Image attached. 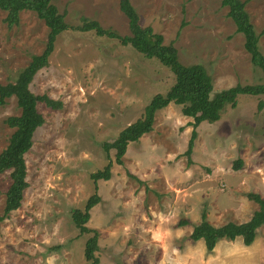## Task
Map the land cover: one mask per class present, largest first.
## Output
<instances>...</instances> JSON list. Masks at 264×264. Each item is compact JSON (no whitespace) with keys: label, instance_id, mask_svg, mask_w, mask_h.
<instances>
[{"label":"rangeland","instance_id":"obj_1","mask_svg":"<svg viewBox=\"0 0 264 264\" xmlns=\"http://www.w3.org/2000/svg\"><path fill=\"white\" fill-rule=\"evenodd\" d=\"M247 1V0H242ZM70 29L60 35L49 65L30 88L63 104L54 110L38 103L45 123L26 155L28 188L21 207L0 224V264H92L85 258L92 234L82 235L72 213L84 210L96 193L91 175L107 164L105 143L145 114L157 94H166L175 76L157 59H148L121 39L79 31L96 21L120 38L132 37L121 0H52ZM141 24L174 44L182 64L202 65L214 94L237 85H264V73L251 62L245 39L222 0H131ZM246 9L262 34L264 0ZM0 11V83H14L33 56L46 49L49 29L31 11L8 27ZM264 96L240 95L220 121L204 122L191 156L185 155L192 118L173 104L156 115L154 129L128 146L112 179L99 181L100 204L91 210L88 228L99 231V264H243L242 239L219 242L211 257L203 240L190 239L206 212L213 225L243 223L258 209L249 194L264 198ZM16 98L0 106V153L15 132L7 124L19 116ZM239 160L240 170H235ZM132 175L133 177H131ZM143 183H140L139 180ZM11 172L0 174V218L4 215ZM188 221L180 227L179 223ZM240 242L242 247L236 245ZM250 250L264 264V226ZM231 248L233 250H231ZM241 249V251L239 250ZM240 253V254H241ZM239 257V258H240Z\"/></svg>","mask_w":264,"mask_h":264},{"label":"trees","instance_id":"obj_2","mask_svg":"<svg viewBox=\"0 0 264 264\" xmlns=\"http://www.w3.org/2000/svg\"><path fill=\"white\" fill-rule=\"evenodd\" d=\"M242 0H222V6L229 9V18L234 22L237 32L245 39V49L251 56L252 64L264 73V54L260 48L262 34L256 31L251 17L246 9L248 2ZM120 9L129 20L132 37L120 38L112 31L104 29L96 21H84V25L77 27L79 31H94L99 37L121 39L124 46H131L136 52L148 59H157L175 76V83L166 94H157L145 109L144 116L137 122L125 128L119 137L112 143H105L103 148L107 154L108 164L103 170L91 175L95 183L96 193L91 196L84 210H74L72 219L82 235L92 234L86 243L85 258L92 264H99L96 253L99 251V231L87 227L91 219V210L100 204L98 182L112 179L114 162L110 156L116 151L115 163L122 166L127 154L128 146L136 143L154 129L156 115L159 111L172 104L182 106V114L193 119L191 138L185 155L191 163L195 143L198 138V128L204 122L216 123L220 121L227 106L236 108L240 95L264 96V85H237L214 94V85L207 70L200 64L186 66L181 63L179 52L174 44H166L164 37L156 34L150 28L141 24V18L135 10L131 0H121ZM0 11L6 12L5 22L8 27L20 24V16L24 11L35 13L45 22L49 29L46 49L41 55L33 56L29 65L20 73L14 83L3 85L0 83V106H5L9 99L16 98L21 114L9 117L6 124L14 129L8 147L0 153V174L11 172L12 183L6 194L4 215L0 224L11 213L17 211L23 202L24 192L28 188L26 155L34 145L36 131L45 123L44 117L38 111V103H45L48 107L59 110L63 104L48 96H37L30 88L36 74L47 67L50 57L55 51V45L60 35L70 29L64 14L52 0H0ZM264 102L259 108L263 109ZM243 161L239 160L235 170H240ZM133 177L132 175H130ZM134 178V177H133ZM137 180H139L137 178ZM140 183H143L139 180ZM259 209L251 219L243 223L228 222L216 227L208 220L206 212L202 214L201 222L194 227L190 239L193 242L203 240L209 254L213 253L221 240L236 241L241 238L245 246H252L257 238L258 231L264 226V198L259 194H249ZM188 221L179 223L180 227L188 225Z\"/></svg>","mask_w":264,"mask_h":264},{"label":"crops","instance_id":"obj_3","mask_svg":"<svg viewBox=\"0 0 264 264\" xmlns=\"http://www.w3.org/2000/svg\"><path fill=\"white\" fill-rule=\"evenodd\" d=\"M173 105V104H172ZM171 106V105H170ZM160 112V111H159ZM158 112V113H159ZM193 122V121H192ZM191 122V123H192ZM258 209H259V207H258ZM257 209V210H258ZM256 210V211H257ZM208 215V214H207ZM209 217H210V215H208V220H209V222H210V219H209ZM201 222V221H200ZM211 223V222H210ZM199 224V223H198ZM226 224V223H225ZM213 225V224H212ZM224 224H222V225H218V226H216V225H214V226H216V227H220V226H223ZM236 245L238 246V247H242V245L240 244V242H237L236 243ZM219 247V244H218V246L216 247V249L214 250V252L213 253H211V254H209V255H211V257H213V256H216V254H215V251L217 252L218 250H217V248ZM254 247V245H252L251 247H250V249H245V250H243V252H245V253H241V252H237V253H235V252H232V254H231V256L230 257H233V258H230V259H232V260H235L236 258H237V261H242L241 260V258L242 257H240V255L241 256H243L244 258H243V264H261V263H258V259L256 258V259H254V257H253V255H252V252L250 251L252 248ZM231 250H233L232 248H231ZM240 251H241V249H239ZM241 253V254H240ZM234 257H236V258H234ZM240 257V258H239ZM217 264H224V263H222V262H217Z\"/></svg>","mask_w":264,"mask_h":264}]
</instances>
